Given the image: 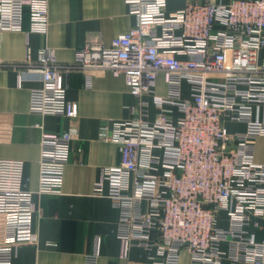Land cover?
I'll use <instances>...</instances> for the list:
<instances>
[{
	"label": "built area",
	"instance_id": "1",
	"mask_svg": "<svg viewBox=\"0 0 264 264\" xmlns=\"http://www.w3.org/2000/svg\"><path fill=\"white\" fill-rule=\"evenodd\" d=\"M187 1L170 13L168 0H125L136 20L130 31L109 46L86 43L72 65H59L47 47L35 63L28 56L26 72L40 74L42 83L31 89L30 111L76 116L60 84L62 68L84 71L88 83L96 70L123 76L133 117L100 127L98 138L115 142L121 160L94 186L119 212L121 258L141 246L157 251L153 264H180L183 251L191 264H264V242L250 231L264 215V165L252 157L255 140L264 137V0ZM27 11L32 32L44 34L47 0H0V31H21ZM161 76L165 95L158 93ZM149 99L159 111L153 122ZM174 109L176 119L169 117ZM227 121L246 131L229 134ZM72 140L68 131L42 130L38 193H61ZM24 170L23 161L0 158V264H12L18 245L38 240ZM153 231L156 242L150 241ZM98 257L97 239L86 264H97Z\"/></svg>",
	"mask_w": 264,
	"mask_h": 264
},
{
	"label": "crops",
	"instance_id": "2",
	"mask_svg": "<svg viewBox=\"0 0 264 264\" xmlns=\"http://www.w3.org/2000/svg\"><path fill=\"white\" fill-rule=\"evenodd\" d=\"M47 3L48 27L44 34L32 32L28 11L21 31H0V158L24 162L26 189L33 193L37 208L34 232L38 240L18 245L12 264H86L88 256L95 251L97 239V264H153L158 258L157 251L141 246L132 247L128 259L121 258L119 212L111 199L94 191L103 170L118 165L121 160L115 142L98 138L100 127L133 117L134 98L124 77L96 70L91 72V83H88L84 71L74 69L67 73L62 68L60 84L66 88L76 113L74 118H66L30 111L31 89L42 83L40 74L26 72L25 66L28 56L35 63L39 51L45 47L54 52L59 65H72L77 50L86 43L95 41L109 46L113 39L130 31L136 20L128 14L125 0H47ZM187 4V0H168V11H179ZM20 76L24 79L22 86ZM158 93H166L163 76L158 80ZM188 94L184 85V97ZM149 102L148 121L153 122L159 111L152 99ZM177 116L175 109L169 115L172 119ZM225 129L235 134L246 131V125L227 121ZM42 130L68 131L73 136L59 194L38 193ZM252 157L264 165V137L255 140ZM257 223L250 231L258 242H264V215ZM221 226H227L224 215ZM4 239L5 219L0 214V243ZM158 239V232L153 231L150 241ZM180 264H191L188 252H182ZM221 264L232 262L223 259Z\"/></svg>",
	"mask_w": 264,
	"mask_h": 264
}]
</instances>
